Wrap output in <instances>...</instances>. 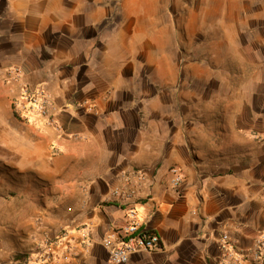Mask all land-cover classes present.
<instances>
[{"label": "crops", "instance_id": "obj_1", "mask_svg": "<svg viewBox=\"0 0 264 264\" xmlns=\"http://www.w3.org/2000/svg\"><path fill=\"white\" fill-rule=\"evenodd\" d=\"M115 1L0 0V71L12 64L24 71L19 80L0 77V176L13 192L0 211V264H22L21 256L65 228L77 255L70 264H110L101 239L126 222L112 189L134 167L150 175L137 208L164 250L127 264H219L222 231L250 248L264 229L256 87L217 88L214 108L205 97L193 109L188 87L143 85L139 52L151 50L136 31L155 23L150 12L140 18ZM21 81L47 86L53 125L13 112ZM172 166L185 177L178 190Z\"/></svg>", "mask_w": 264, "mask_h": 264}, {"label": "rangeland", "instance_id": "obj_2", "mask_svg": "<svg viewBox=\"0 0 264 264\" xmlns=\"http://www.w3.org/2000/svg\"><path fill=\"white\" fill-rule=\"evenodd\" d=\"M115 2L119 9L124 5L137 11L140 18L150 12L155 23L149 31H136L143 37L142 44H147L151 50V54L139 52L143 61L139 63L141 78L138 80L143 85L188 87L193 109H197L199 99L205 97L213 100L214 108L220 97L217 88L254 85L257 106L264 109V0ZM129 17L136 19V16ZM13 67L18 65H8L6 70L0 71L3 82L18 80L9 74ZM16 98L13 97L11 103L13 112ZM9 185L0 176V211L8 209L2 200L13 193L7 189Z\"/></svg>", "mask_w": 264, "mask_h": 264}, {"label": "built area", "instance_id": "obj_3", "mask_svg": "<svg viewBox=\"0 0 264 264\" xmlns=\"http://www.w3.org/2000/svg\"><path fill=\"white\" fill-rule=\"evenodd\" d=\"M24 71L21 67H13L9 74L20 79ZM53 101L45 84L31 86L21 81L20 94L14 100L15 114L22 119L33 115L42 117L47 124L55 123L52 111ZM90 109L92 107L89 106ZM54 152H58L55 148ZM170 184L177 190L185 181L180 167L169 169ZM150 175L143 167H134L123 172L121 183L112 189V198L124 207L126 222L111 229L101 239V244L109 251L110 264H127L138 253H153L164 250L161 235L148 227L139 217L137 204L142 198L141 189L148 184ZM92 224L82 228L85 252L89 251ZM73 232L64 229L55 236L48 235L37 245L33 252L24 255L22 264H38L39 262L54 264H70L75 256ZM221 256L219 264H264V229H260L250 248L239 247L228 231H222L219 237Z\"/></svg>", "mask_w": 264, "mask_h": 264}, {"label": "trees", "instance_id": "obj_4", "mask_svg": "<svg viewBox=\"0 0 264 264\" xmlns=\"http://www.w3.org/2000/svg\"><path fill=\"white\" fill-rule=\"evenodd\" d=\"M21 258H24V256H21Z\"/></svg>", "mask_w": 264, "mask_h": 264}]
</instances>
